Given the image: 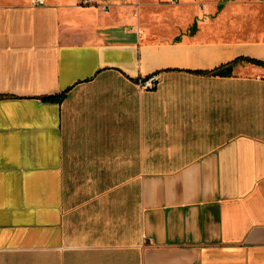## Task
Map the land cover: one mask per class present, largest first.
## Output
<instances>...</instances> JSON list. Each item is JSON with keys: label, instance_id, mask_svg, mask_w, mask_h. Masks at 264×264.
Segmentation results:
<instances>
[{"label": "crops", "instance_id": "crops-1", "mask_svg": "<svg viewBox=\"0 0 264 264\" xmlns=\"http://www.w3.org/2000/svg\"><path fill=\"white\" fill-rule=\"evenodd\" d=\"M32 1L0 0V264H264V0L166 37Z\"/></svg>", "mask_w": 264, "mask_h": 264}, {"label": "rangeland", "instance_id": "rangeland-1", "mask_svg": "<svg viewBox=\"0 0 264 264\" xmlns=\"http://www.w3.org/2000/svg\"><path fill=\"white\" fill-rule=\"evenodd\" d=\"M123 3L125 1H122ZM87 4H95V0H85ZM101 8L109 9L112 2H98ZM203 3H192L190 5L183 0H135L132 2L131 16L135 19L134 26L138 29L146 28L152 30L153 36H169L168 20L176 13H188L195 10L196 6ZM221 7L222 3H218ZM180 24V22H179Z\"/></svg>", "mask_w": 264, "mask_h": 264}, {"label": "built area", "instance_id": "built-area-1", "mask_svg": "<svg viewBox=\"0 0 264 264\" xmlns=\"http://www.w3.org/2000/svg\"><path fill=\"white\" fill-rule=\"evenodd\" d=\"M34 4H44L46 0H33L32 1ZM159 81V77L156 73L149 75L148 77L142 79L139 82V85L143 89H151L156 86V84Z\"/></svg>", "mask_w": 264, "mask_h": 264}, {"label": "water", "instance_id": "water-1", "mask_svg": "<svg viewBox=\"0 0 264 264\" xmlns=\"http://www.w3.org/2000/svg\"><path fill=\"white\" fill-rule=\"evenodd\" d=\"M231 71H232V66L231 65H228V66H225V67L219 69L217 71V73H219L221 75H228V74L231 73Z\"/></svg>", "mask_w": 264, "mask_h": 264}]
</instances>
